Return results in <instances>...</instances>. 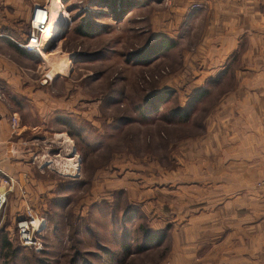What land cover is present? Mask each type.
<instances>
[{"label":"rangeland","instance_id":"1","mask_svg":"<svg viewBox=\"0 0 264 264\" xmlns=\"http://www.w3.org/2000/svg\"><path fill=\"white\" fill-rule=\"evenodd\" d=\"M32 2L52 4L61 15L49 41L56 36L55 47L37 55L48 66L60 62L56 85L65 88L58 93L66 102L79 97L80 114L31 131L28 175L17 177L0 210V264H173V208L158 212L145 202L159 205V197L186 182L168 175L176 168L175 142L203 130L218 98L232 92L242 52L264 57V0H235L222 18L212 10L207 16V0H124V10L117 1ZM15 19L11 34L21 38L28 21ZM223 34L239 39L212 41ZM219 49L236 53L220 60ZM209 70L215 73L207 76ZM159 92H167L164 99ZM262 178L226 186L223 218L213 210L223 203L216 198L219 185L208 186L207 228L217 240L254 223L231 216L236 202L228 198H248L251 188H264ZM149 188L152 198L143 193ZM26 207L41 218L35 248L15 239V220Z\"/></svg>","mask_w":264,"mask_h":264},{"label":"crops","instance_id":"2","mask_svg":"<svg viewBox=\"0 0 264 264\" xmlns=\"http://www.w3.org/2000/svg\"><path fill=\"white\" fill-rule=\"evenodd\" d=\"M33 4L32 0H0V168L18 178L20 174L28 175L31 166V131L49 127L50 122L62 118L74 120L80 114L79 97L66 102L65 94L58 93L65 88L63 83L62 87L56 85L60 62L48 66L36 53L16 45L14 39L23 41L26 35L18 38L11 34L15 18L20 15L28 21ZM236 5L235 0H207V16L212 10V15L219 11L220 18L228 17L226 12ZM177 14L173 13V22ZM235 35H219L212 41H236L239 38ZM235 53L219 49L221 56L217 58H232ZM239 58L234 88L218 98L217 107L205 118V128L175 142L176 168L168 175L175 172L177 180L183 178L186 182L177 183L168 197H159V205L152 199L145 202L146 209L155 206L158 212L173 208V264H264V188H251L246 199L228 198L236 202L233 209H228L231 216L238 222L243 215L249 216L254 223L236 225L218 240L213 229L209 232L207 228L211 211L205 202L211 199L207 195L211 183L219 185L216 198L223 203L213 210L223 218L227 212L226 186H250L264 177L263 52L247 50ZM204 73L210 76L215 71ZM66 106L71 107V114L65 113ZM11 114L18 117L13 128L9 124ZM148 191L151 194L146 195ZM143 193L152 198L155 190L149 188ZM224 229L225 225L218 232Z\"/></svg>","mask_w":264,"mask_h":264},{"label":"built area","instance_id":"3","mask_svg":"<svg viewBox=\"0 0 264 264\" xmlns=\"http://www.w3.org/2000/svg\"><path fill=\"white\" fill-rule=\"evenodd\" d=\"M48 16L49 13L44 4H33L28 19V34L23 41H16V45L27 52H35L42 48L45 40L41 36L47 24ZM9 122L13 128L18 123V117L11 114ZM17 181V177L5 173L0 168V210L4 205L8 191L11 190L13 184ZM259 183L264 186V177ZM40 225L41 218H38L35 212L26 207L24 212L15 220V239L23 246L37 247L39 240L37 239L36 232Z\"/></svg>","mask_w":264,"mask_h":264},{"label":"bare ground","instance_id":"4","mask_svg":"<svg viewBox=\"0 0 264 264\" xmlns=\"http://www.w3.org/2000/svg\"><path fill=\"white\" fill-rule=\"evenodd\" d=\"M47 10H48L49 16H48L47 24H46L45 29L43 30V34L41 36L42 39L45 40L44 46L42 48H40L41 50L44 49L49 44L52 33L58 27H60L61 22H62L61 15H60L59 11L57 10V8H55L52 4H49ZM40 49H38L34 53L38 54V51ZM41 50L39 52H41ZM63 159H64V161H63L64 164L74 166L73 160L68 159V158H63Z\"/></svg>","mask_w":264,"mask_h":264},{"label":"trees","instance_id":"5","mask_svg":"<svg viewBox=\"0 0 264 264\" xmlns=\"http://www.w3.org/2000/svg\"><path fill=\"white\" fill-rule=\"evenodd\" d=\"M62 3H65V2H67L68 0H60ZM119 2V6H120V10L122 9V7L121 6H123L124 4V0H103V2L105 3L104 5H109V4H111L112 6H114V4L113 3H115V2ZM118 4V3H117ZM116 4V5H117ZM121 4V5H120ZM122 10H124V9H122ZM28 29H29V27H28ZM28 29H27V31L25 32L26 33V35L28 34ZM86 33H87V31H85ZM202 91V90H201ZM165 93V94H164ZM166 93L167 92H159L158 93V97H160L161 99L160 100H162V99H164L165 97V95H166ZM164 94V95H163ZM175 112L177 113V114H181L180 115V117H186L187 115H188V111H186L184 108H175Z\"/></svg>","mask_w":264,"mask_h":264},{"label":"water","instance_id":"6","mask_svg":"<svg viewBox=\"0 0 264 264\" xmlns=\"http://www.w3.org/2000/svg\"><path fill=\"white\" fill-rule=\"evenodd\" d=\"M57 40V37L55 36L52 41L47 45V47L45 48V51H48L50 49H53L55 47V42Z\"/></svg>","mask_w":264,"mask_h":264}]
</instances>
